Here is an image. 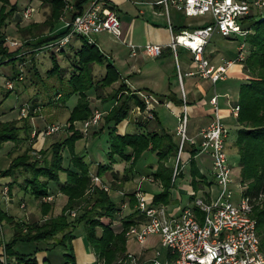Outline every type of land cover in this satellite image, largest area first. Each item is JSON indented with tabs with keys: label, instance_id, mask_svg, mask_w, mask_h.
<instances>
[{
	"label": "trees",
	"instance_id": "1",
	"mask_svg": "<svg viewBox=\"0 0 264 264\" xmlns=\"http://www.w3.org/2000/svg\"><path fill=\"white\" fill-rule=\"evenodd\" d=\"M65 1L40 0L41 4L47 5L44 17L41 20H31L20 24L17 13L19 7L16 8V0H0V63L11 61V65H13V72L5 78L11 79V82L12 79H24L19 73L21 66L15 67L16 65H14L17 59L24 58L20 43L12 47L5 42L1 43L5 34L1 26L4 25L6 17L13 13L14 17L17 18L15 20L16 28L18 27L20 31L26 34L23 42L28 44L27 47L30 48V56L32 57L33 52L42 44L65 31L64 26L57 25L58 15L63 10ZM83 1L74 0L70 12L80 9ZM246 25L252 29L245 34L249 47L248 53L244 56V64L249 71V76L247 80L241 81L238 85L237 101L239 107L233 138L238 157L236 167L231 165V169L232 174L239 181L245 183L243 190L254 202L252 214L255 217L259 247L264 253V202L257 201L259 199L258 193L264 191V10L259 11L258 16ZM78 37L80 38L79 43L65 51L69 70L64 77V83L61 82L64 67L58 62L54 51L49 52L51 64L45 69L46 75L56 74L60 79L61 83L58 82L55 86V88L59 87V90H54L58 100L63 101L71 93H76L75 101L66 116L67 124L65 127H71L74 119H81L89 114L88 88H91L94 95L100 97L101 100L114 99V102L101 115V124L98 128H107L108 146L106 154L108 160L111 162L113 153H115L128 160L129 164L132 165L143 150L148 149L154 152L156 163L152 170V177L159 181L161 188L152 192L149 202H167L170 197L169 187L173 184V178L177 173H180L179 168L172 175L173 164L169 162L171 155L174 158L178 141H175L172 134L165 129L131 131H119L117 129L115 124L126 116L131 104L137 102L143 106L144 102L123 79H119L115 86H111L109 90L103 93V87L118 79L119 73L93 40H87L84 36ZM59 49L62 50L63 46ZM94 62L101 64L104 68L98 77H94V73H92V63ZM30 67H32L30 72L37 77L39 74H37L33 62L29 64V67L27 66V69ZM17 74L20 76L17 77ZM32 82H36V80ZM12 86L13 83L11 87H6L10 89ZM48 101L49 99H47ZM22 104L28 106V111L25 115L19 114L17 116L18 122L16 118L0 119V144L4 140H11L12 142L28 140V143L20 152L10 156L6 168L1 170L0 174H11L13 178L9 180V186L17 181L16 184L36 197L42 216L40 219L26 220L14 217L13 214L0 208V220L7 221L11 229L8 238L2 241V250L5 255V263H3L10 264L11 259H13L12 262L15 264H18L19 261H22V264H37L33 252L36 249H45L57 243L69 245L67 243L74 236L73 229L77 223L82 224L85 240L92 247L95 256L103 258L105 262L110 261L116 254L125 249L123 229L126 224L141 216L133 207L128 213L119 216L121 226L114 230L111 222L117 217L118 204L98 182H95L90 190L86 191L90 176L88 163L83 159L82 154L77 153L73 148L74 139L81 132L73 125L74 128L66 132L61 138L50 141L48 147L34 148L31 146V136L33 135L29 136L32 126L28 119L36 104L31 102L28 105L25 101L19 106ZM64 146L68 151L65 165L62 161V148ZM181 148L188 151V181L194 191L200 182L206 181V179L204 174L198 170L192 157L196 147L192 143L184 141ZM109 161H97L94 173H101L108 166ZM15 171L19 172L21 180L14 178ZM59 171H63L61 180H59ZM50 181H54L57 189L66 194L65 201L54 213L50 212V202L41 199L42 195L48 194ZM71 208L75 209V214H69ZM41 239L50 244L35 246L32 251H20L14 247L16 241ZM63 253L69 256V264H75L71 250L63 251Z\"/></svg>",
	"mask_w": 264,
	"mask_h": 264
},
{
	"label": "built area",
	"instance_id": "2",
	"mask_svg": "<svg viewBox=\"0 0 264 264\" xmlns=\"http://www.w3.org/2000/svg\"><path fill=\"white\" fill-rule=\"evenodd\" d=\"M162 6L167 14L168 4L186 15L208 14L209 20L190 28L179 27L174 29L167 19L169 39L164 42L146 41L142 44L129 42L130 53L138 50L148 55H158L163 46H168L173 57L176 56L178 45L186 47L190 51L192 67L182 72L177 69L178 78L181 74H198L210 81L223 78L227 67L234 59L243 58V42L238 44V50L234 58L219 57L211 60L204 53V44L209 40L213 32L222 36L240 34L244 36L251 31V27L243 25V20L252 11H262L264 0H154ZM40 0H26L17 9L18 22L23 23L30 19L36 10ZM71 4L66 0L64 8L58 15L60 25L65 31L44 44L60 48L74 36H84L87 40L98 31H108L115 37H119L121 28L118 14L108 0H88L80 9L74 10L67 16L65 9H70ZM254 8V10H253ZM4 42L9 46L20 43L14 37L4 36ZM242 48V49H241ZM241 49V50H240ZM20 74H17L19 77ZM4 84L11 87V79L5 78ZM183 97V91H181ZM144 110L150 116V108L157 98L149 93H142ZM212 105L213 117L198 128V141L186 133V109L185 104L177 116L176 133L178 134L177 147L173 159L172 175L182 166L181 151L182 142L188 141L196 147V151H202L210 157L209 173L212 177V185L208 187V194H195L191 197V203L182 204L176 212H169L161 202L150 203L141 189L132 190L135 197L134 207L141 216L135 221L128 222L124 227L126 238L133 239L139 244L135 250L124 249L116 254L110 261L95 257L88 264H263L264 253L259 247V238L255 227V217L252 214L253 201L242 189L235 199H232L231 164L227 162L224 141L227 127L220 121L217 114L216 93L208 97ZM238 101L230 105V111L237 115ZM26 105L19 106L20 115L26 113ZM104 109L93 107L89 114L81 118L77 128L85 134L91 125L96 124ZM59 127L58 123H48L41 128V132H51ZM195 151V152H196ZM178 161V163H177ZM97 179V174L92 175V180ZM235 184L243 185L236 179ZM100 186L107 188V184L98 180ZM0 195L8 200L6 184H2ZM51 194H44L41 199H49ZM264 197V191L258 193V200ZM1 234V229H0ZM149 235L155 238L148 245L144 243ZM158 244L160 247H158ZM1 260L5 263V255L1 248ZM22 264V262H19Z\"/></svg>",
	"mask_w": 264,
	"mask_h": 264
},
{
	"label": "crops",
	"instance_id": "3",
	"mask_svg": "<svg viewBox=\"0 0 264 264\" xmlns=\"http://www.w3.org/2000/svg\"><path fill=\"white\" fill-rule=\"evenodd\" d=\"M25 1L26 0H23L22 4ZM67 1L71 4V8H72L73 7L72 3L74 0H67ZM87 1L88 0H84L82 2V6L85 5ZM108 1L110 5L114 7V9L116 10L118 14V17L120 20V28H121L120 35L119 37H115L112 33L102 30V31H98L94 33L91 39L97 44L100 50L112 62V64L114 65V67L117 69L119 73V78L112 81L113 84L111 83L112 84L111 86L112 87L115 86L119 82V79H123V81H125V83L130 87V89L136 92L137 95L141 99H142V93H149L155 98H157V101L153 102L151 105L150 116H147L145 114L144 105L140 106L139 103L133 102L126 116L115 124L119 131H124L125 130L124 127L128 122L134 123L135 128L133 130L165 129L168 131V125L172 123L170 121V115L173 114L175 115V117H177L178 114L182 110L183 104H185L186 133L189 136H192L194 137V139H196L198 136L197 134L198 128L206 124L213 117L214 112L212 109V105L208 101V97L212 93H216V106H217V114H218L219 119H222L224 122H227L229 118L236 117V115H233L231 113L230 105L235 102L234 100L235 98L237 99V96H238L237 91H238L239 83L241 81L247 80L249 76V71L244 63L238 62L237 64H232L233 63L232 62L227 67L225 76L223 78H218L213 82L207 78L201 77L200 75L196 73L195 74L194 73L184 74V75H187L189 78L187 87L183 85L181 78H179L178 81H179L180 87L178 89L175 82L171 81L169 78L172 75V70L175 68H176V71L177 69L179 70L182 69L183 71V70H186L192 67V64L190 65L191 63L190 51L186 47L178 45L176 48L175 58L173 57L172 52L168 46H163L161 52L158 55H148L142 52L141 50H138L133 54L130 53L129 51V44H128L129 42H132L135 44H142L143 42H146V41L160 42V43L166 42L169 39L167 19L171 23L172 27L174 29H177L183 26L192 27L194 25L206 22L210 18L208 14H204L205 15L204 19L186 20V22L184 23L179 22V21L172 22L170 14H169V6H171L172 8L178 11V9L175 8L173 4H168L167 14H165L164 11L162 10L163 9L162 6L156 4L154 0H108ZM38 4H41V3L39 2L37 3V5ZM71 8L65 9L64 14L66 16L72 12V11L70 12ZM36 9H37V6H36ZM181 14L186 15L183 12H181ZM43 17L39 18V20H41ZM16 19L17 18H15V20ZM57 21H58L57 25H59L60 20L58 19ZM9 26L12 29L15 28L14 24L13 25L10 24ZM234 36H235L234 34L227 35V37L229 38H232ZM243 37L245 38V35ZM207 42L204 44L203 50H204V53L211 60L215 61V60H218L219 57H229L231 55L229 54V52L225 53L222 50H218L215 47L207 46ZM66 45H68L67 48H70L71 46H73L71 39L68 41ZM248 47H249V43H247V49ZM177 51H180L181 59H178ZM247 53H248V50L245 51V56ZM241 60L244 61V57ZM94 66H98L101 68V73L98 75L100 76L104 70L103 66L95 62L92 63V73H94L93 72ZM12 72H13V65L10 66V70H7L6 73H2V74H4L6 77V76H9ZM130 76H134L132 81L130 80ZM20 80L22 81V84H26V85L30 84L28 82L26 83L24 79H20ZM88 89L92 91L91 94L88 93L89 92ZM88 89H87V94L89 97V109L90 110L93 107H98V108L104 109L105 111L114 102V99L101 100L100 97L94 95L93 90L91 88H88ZM181 91H183V97L181 95ZM30 98H32V96ZM33 98L34 99L32 101L33 103L35 102L36 106L32 108V114L29 115L30 119H32L33 117L36 118L39 116L46 119V116H45L47 113L46 107L48 105L52 104L56 106L57 105L62 106V103L64 102V100L63 101L58 100L55 94L54 96L52 95L47 98L49 99L48 102H47V99L43 102H40L36 96H34ZM75 98H76V93H75ZM76 120H80V119L79 118L74 119L72 122ZM44 123L45 121H43V124ZM37 124H38V121H37ZM100 124H101V119H99L98 124L91 125L89 127L90 129L88 128L89 132L94 133L99 128ZM176 124L177 122L174 123L173 131L176 135H178L176 133ZM33 125L34 124H32V128L30 132H34L35 130L36 132L38 131L41 132L40 131L41 129H36V127H34ZM77 130L80 132L79 129ZM227 132H228V129H227ZM40 135H41L40 137L35 138L34 142L31 140L32 147L38 148L39 143H42L45 135L44 134H40ZM233 135H234V132H233ZM80 136L81 134L78 137ZM77 138H75L74 140H77ZM9 143H12L11 140H9ZM9 143L5 147L8 155H9V149H10L8 146ZM17 145H20L19 142L17 143ZM224 147H225V141H224ZM73 148H74V145H73ZM79 153L82 154V152H79ZM192 157L194 159V163L197 166L198 170L204 174V177L206 179V181L200 182V185L197 187V190H200V194L206 196L208 194V187L212 185V177L209 173L210 157L207 153L202 152V151H196ZM107 161L109 160L107 159L105 162ZM185 164H187V169H186ZM125 168L126 166H123V169L121 170L122 173H120L119 169L112 166V161L111 162L109 161L108 166L103 170V172L98 174L101 180L107 181L108 183L113 181L111 179L118 178V181H119L118 184H119L120 183L119 179L123 178V181H121L120 183V186L122 187L120 189L119 187L112 189L113 190L112 195H114L113 197H116L119 200V203L116 202L119 206V208L117 209V217L116 219L114 218L111 222L114 230L118 229L121 226L119 216L131 211V209L134 207V202H135V197L131 193L132 190L135 189L134 187L136 186L131 183V180L133 179V174L130 171L126 172ZM61 172H62L61 177H63V171ZM16 176H17L16 180H19L21 177L20 175H16ZM150 178L151 180L158 182V185L160 184L157 179L153 177H150ZM10 179L11 178L9 179L6 178L5 179L6 181H4L3 183L0 182V188L2 184H5V182L9 183ZM188 180H189L188 157H186L185 159L182 160V166L180 168V173H177L174 176L172 185L173 186L174 185L182 186L183 184L186 185ZM16 183L17 181H14V183L10 185V187L12 185L14 186L12 187L13 189L10 193L13 194L14 192H16V189L18 190L22 189L23 192L27 191ZM55 187H56L55 191H52L49 189L48 193H51L52 195L50 196L49 199H47V201L50 202L51 208L52 210H54V212H56L57 209H59L61 204L66 199V194L61 192L59 189H57V186ZM212 189H214L213 185H212ZM195 190L193 191L192 196L194 195V193L196 194ZM122 191L124 192L122 193ZM128 191H130L131 195L127 196L126 192ZM142 191L144 192V195H145L146 192L143 189ZM174 194L176 193L169 191V196H170L169 200L165 203L161 202L164 204L165 208L167 204H169L170 200H171L170 203L172 202L174 206L179 205V207L182 204L186 203V201L184 203L180 201L181 195L177 194V196H174ZM190 195L191 194H189L187 197L188 201L191 200L192 196L190 197ZM130 197H132L133 199L131 200ZM10 198H11V194H10ZM20 200H23L24 202L23 206H19L18 202ZM29 200L30 201L28 204V201L24 199L23 195L19 194L18 198H15L14 200L4 201L2 200V196L0 195V208L5 210L8 213L13 214L14 216L18 218L27 219L28 216L41 215L42 213L40 211V207L38 209V214H37V212L32 208V205L30 204L32 202L37 203L38 199L32 195L31 198L29 197ZM147 201L149 202V199ZM13 209L14 210L17 209L19 213H17L18 211H16L15 213H12ZM27 220H31V219H27ZM5 222L7 223V221ZM1 223H2V220H0V225H2ZM6 226L8 228V232H9L8 235H9L11 232L9 223H7ZM0 229H1L0 238L2 239L3 238V227L0 226ZM4 230H6V228ZM74 238L75 236H72L70 238V241L72 240V248H74L73 260L75 264H88L90 260H93L96 257L92 248H90V245H88L89 248L87 247V249L84 250L80 248L78 245L75 246V242H73L75 240ZM154 238H155L154 235H149L146 237L144 243L148 245L150 241H152ZM126 239L127 238L125 236V240ZM131 240L134 241L133 239ZM29 243H33L32 246H29L28 242H25V243H17V244L14 243V247L20 251H32L33 248H35V246H46L50 244L49 242H46L44 240L43 241L41 240L29 241ZM134 243L136 242L134 241ZM136 244H137V247L132 248V250H135L138 248L139 244L138 243ZM29 247L31 248L27 249ZM51 247H48V248H51ZM48 248L46 247L45 248L46 250L43 248L36 249L33 252L36 258L37 264H49L48 262L45 261L46 258H48L49 256L48 255L49 253L47 250ZM65 256L66 257H64L62 262L59 264H67V263L69 264V259H68L69 256L67 255ZM12 261L13 259H11L10 264H15ZM0 264H4L3 261L1 260V256H0Z\"/></svg>",
	"mask_w": 264,
	"mask_h": 264
},
{
	"label": "rangeland",
	"instance_id": "4",
	"mask_svg": "<svg viewBox=\"0 0 264 264\" xmlns=\"http://www.w3.org/2000/svg\"><path fill=\"white\" fill-rule=\"evenodd\" d=\"M9 1H13V0H9ZM22 2L23 0H16V8L22 6ZM254 10V8H253ZM262 10H264V5L262 7ZM47 11V5L44 4H38L37 5V9L35 12H33V14L31 15L30 19H28L26 22L31 21V20H39V18L43 17L45 14V12ZM253 13L248 15L244 20H243V25L248 24L250 21H252L253 18H256L258 16V12H256L255 10L252 11ZM169 14L171 17L172 22H186V20H196V19H204L205 18V13L202 14H192V15H183L181 14L180 10H176L174 8H172L171 6H169ZM15 17L13 15V13H10L6 19H5V23L4 25L1 26V29L3 30V32L5 33L4 36H8V37H14L16 38L18 41H20V48H22V54L24 56L23 59H17L16 63L14 65H16L15 67H17V65L21 66L18 71L19 73L22 75V78H24L25 82L30 83V84H22V81L20 79H12V83L13 86L12 88L8 89L5 85H4V78L5 75L2 73H6L7 70H10V66H11V61H8L6 63H0V119H11V118H16L17 122L19 121V119L17 118V116L19 115L18 112V106L19 104L23 103V102H27V104L29 105L31 102H33L32 100L34 99L33 97L36 96L38 98V100L40 102L45 101L49 96H54V90L58 88H55V86H57L58 82L59 83H64V77L66 76V74L68 73L69 70V65H68V59L67 56H65V51L70 50V48H67L68 45L64 44L63 45V49H59L54 47V49L47 44H42L41 47L37 48L35 52H33L32 57L30 56V48L27 47V43L25 44L23 42L24 37H26V34L22 31H20L18 29V27L16 28V23L14 22ZM15 25V28L12 29L9 25ZM188 28H190L191 26H186ZM252 31V30H251ZM250 32V31H249ZM8 35H7V34ZM235 36L232 38H229L227 36H220L217 33H212L208 42H207V46H211V47H215L218 50H222L223 52L227 53L229 52V54H231L229 57L234 58L236 56L237 50H238V44L240 41L243 42V57L245 56V51L248 50L247 49V43L248 40L246 38H244L242 35L240 34H234ZM3 36V38H4ZM3 39L1 41V43H4ZM72 44L73 46L77 45L80 41L79 37L74 36L73 38H71ZM242 49V48H241ZM240 49V50H241ZM54 51L57 55V60L58 62L64 67L62 69V79L60 82V79L58 78V76L56 74L54 75H46L45 74V69L50 66L51 64V60H50V56H49V52ZM177 56L178 59H181V53L180 51H177ZM34 63V67L36 68L37 71V77L35 76V74L33 75L30 71L32 69V67H30V69H27V66L29 67L30 63ZM238 62H242L244 63L243 60L240 59H234L232 64H237ZM191 65V63H190ZM176 68L172 70V75L169 78L171 81H174L175 84L177 85V88L179 89V78L176 75ZM180 71L182 72V69H180ZM93 72H94V77L98 76L101 73V68L98 66H94L93 67ZM134 78V76H130V80L132 81ZM28 79V80H27ZM33 82L32 81H35ZM188 76L181 74V81L183 83V85L185 87H187L188 84ZM56 82V83H55ZM113 84V83H112ZM107 85L105 87H103V93H105L110 86L112 85ZM115 84V83H114ZM8 89V90H7ZM88 93L91 94L92 91H90V89H88ZM93 94V93H92ZM32 96V98H30ZM29 99V100H28ZM75 99V93L70 94L69 96H67L64 100V102L62 103V106L59 105H48L47 108V113H46V119L42 118L41 116L36 117V118H32L30 119L29 116V122L32 124H34L33 126L36 127V129H41L43 128L44 124H48V123H58L59 127L51 132H36V130L34 132H30L29 136H31L33 134L32 137V141H35V138L40 137V134H44V139L42 141V143H39V147L40 146H44V147H48L49 146V141L56 139V138H61L62 135H64L66 132L70 131L72 128H77V126L80 125V121L76 120L73 122V125L71 123V127L67 128L65 127V125L67 124L66 121V114H68V109L70 106H72L73 101ZM234 100H237L236 98ZM42 106V105H41ZM26 109L28 111V106L26 105ZM25 115V114H24ZM43 119V120H42ZM32 120V121H31ZM38 121V124H37ZM43 121H45V123L43 124ZM170 121L172 122L170 125H168V131L172 134V137L175 141H178V135H176L174 133V123H176L178 121L177 117H175V115H170ZM220 121L227 127L228 132H227V136L225 137V154H226V159L227 162L230 163L231 165H234L236 167L237 164V157H238V152L236 150V147L233 143V132L235 131L236 128V124H237V119L236 117H231L229 118V120L227 122H224L222 119H220ZM99 121L96 123L98 124ZM135 128L134 123L133 122H128L124 129L125 130H133ZM90 129V128H89ZM89 130L85 133L82 134L81 136L77 138V140H74V151H76L77 153L82 152V157L84 160L87 161L88 163V169L90 172V176H89V183L86 187V191L90 190V188L92 187V185L95 182H98V180H101L100 176L97 174V179H95V181L92 180V175L95 174L94 170L96 167V163L99 160L100 162L103 161L105 162L108 159V156L106 154V149H107V133H106V128L103 127L101 129H97L94 133L89 132ZM88 133V134H87ZM198 136L195 139V141H198ZM12 142V141H11ZM19 142L20 145H17V143ZM9 143V140L6 141H2L0 144V171L4 170L7 166V163L9 161L10 156H12L13 154L20 152L23 147L26 145V143H28V140H19L16 142H12L9 143V155L6 151V146ZM41 144V145H40ZM35 145V144H34ZM36 146V145H35ZM80 148V149H79ZM63 151V165L66 164L67 162V157H68V151L67 148L64 146L62 148ZM181 159H185L186 157H188V151L186 149H183L181 151ZM113 159H112V166L119 169L120 173H122V169L123 166H126L125 171L126 172H131L133 174V179L131 180V183L133 185H136L134 188L138 187V189H143L146 193V200H148L152 194V192H155L157 190H159L160 184L158 185V182L151 180L150 177H152V170L154 169L155 163H156V155L154 154V152L145 149L143 150L135 159L133 165L129 164V161L124 160L125 158H121L120 156H118L117 154L113 153ZM170 161L173 164V155H171L170 157ZM186 165V169H187V164ZM103 171H101L102 173ZM124 172V173H126ZM235 172V170H234ZM100 174V173H99ZM16 175H20L18 171H15L14 174V178L17 179ZM16 176V177H15ZM59 176L61 180V176H62V172L59 171ZM6 178H13V176L11 174H0V182L3 183L4 181H6ZM237 177H233V181L230 183L231 184V190H232V199H235V197L237 196V194L240 192V189L245 187V183H243L242 187L238 186L237 184H235V181ZM21 180V177L20 179ZM113 180V181H111ZM110 183H108L107 181L101 180L102 182H105L107 184V188L106 191L108 192V194L110 196H112L113 200L115 202L119 203V200L116 197H113V190L116 187H119V189L122 187L120 186L121 181H123L122 179L120 180V183L118 184V178H114L111 179ZM116 180V181H115ZM14 181V179H13ZM6 186H7V190H8V201L10 200H14L15 198H18L19 194H22L24 199H26L28 201L29 204V197L31 198L32 194L29 191H25L23 192L22 189L18 190L16 189V192H14L13 194L10 193L12 191V187H14L13 185L10 187L8 186V182H5ZM20 186V185H19ZM56 183L54 181L49 182V189L52 191H55L56 189ZM169 191L171 192H175L176 194H174V196H177V194L181 195L180 201L181 202H187V203H191V201L187 199L189 194L193 193L192 190V186L189 183V181H187L186 185L183 184L182 186H178V185H171L169 187ZM196 194H200V190H195ZM124 191H122L123 193ZM132 193V192H131ZM130 191L126 192V195H131ZM10 194H11V198H10ZM51 194V193H49ZM125 194V193H124ZM52 195V194H51ZM5 201V199H2ZM171 201V200H170ZM169 204H167L166 209L169 212H176L179 209V205H175L171 202ZM262 202H264V197L261 200ZM32 202V201H31ZM19 206H23L24 202L23 200H21V202L19 201ZM135 203V202H134ZM32 205V208L37 212L38 214V209H39V204L38 202H32L30 203ZM56 208V207H55ZM51 211L50 212H54V210H52V208H50ZM125 209V208H124ZM56 210V209H55ZM16 210H12V213H15ZM58 211V209H57ZM52 212V213H53ZM19 213V211L17 212ZM75 214V209L71 208L69 211V214ZM42 215V214H41ZM41 215L35 216H28L27 219H40ZM14 216V215H13ZM16 217V216H14ZM68 217H71L68 215ZM26 219V220H27ZM8 223V222H7ZM7 223L2 220V226L3 227V240H6L8 238V228H7ZM83 226H81V223H77L74 226L73 232H74V236H75V240L73 242H75V246L78 245L80 248L82 249H87L88 245L85 237H84V229L82 228ZM6 228V230H4ZM2 239H0V250L1 248L3 249V242ZM41 241H43L41 239ZM125 248L126 249H132V248H136L137 244L134 243V241H132L130 238H127L125 240ZM28 242L29 246H32L33 243H29V241H16L15 244L17 243H25ZM69 245H61L59 243L55 244L54 246H52L51 248H48V258H46V262H48L49 264H59L62 262V260L64 259L65 254L62 253V251H66V250H71L73 252L74 248H72V240L68 241ZM16 246V245H15ZM158 247H160V245L158 244ZM31 247L27 248L30 249ZM89 248V247H88ZM90 248H92L90 246ZM46 250V249H45ZM93 250V249H92ZM4 253V251H3ZM90 254V253H89ZM90 257V255H89ZM100 258V257H98ZM69 259V258H68ZM103 259V258H102ZM60 261V262H59ZM93 260H90L88 263L92 262ZM22 262V261H19ZM18 262V263H19ZM68 264V263H67Z\"/></svg>",
	"mask_w": 264,
	"mask_h": 264
}]
</instances>
